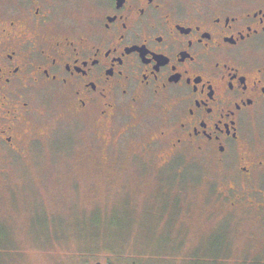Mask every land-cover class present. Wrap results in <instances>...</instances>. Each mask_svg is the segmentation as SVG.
<instances>
[{"label":"flooded vegetation","instance_id":"1","mask_svg":"<svg viewBox=\"0 0 264 264\" xmlns=\"http://www.w3.org/2000/svg\"><path fill=\"white\" fill-rule=\"evenodd\" d=\"M42 96L62 100L92 146L98 137L106 149L137 125L128 111L153 105L158 129L140 150L206 155L255 189L264 0H0V160L31 150ZM253 196L238 198L257 204L259 229L264 202Z\"/></svg>","mask_w":264,"mask_h":264},{"label":"rangeland","instance_id":"2","mask_svg":"<svg viewBox=\"0 0 264 264\" xmlns=\"http://www.w3.org/2000/svg\"><path fill=\"white\" fill-rule=\"evenodd\" d=\"M34 105L31 150L0 160V264H264L259 208L238 198L264 202V170L253 189L206 155L140 150L153 105L107 149L62 100Z\"/></svg>","mask_w":264,"mask_h":264}]
</instances>
